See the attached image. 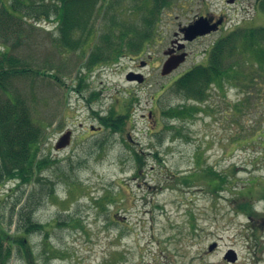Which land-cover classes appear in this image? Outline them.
Masks as SVG:
<instances>
[{
  "label": "rangeland",
  "instance_id": "1",
  "mask_svg": "<svg viewBox=\"0 0 264 264\" xmlns=\"http://www.w3.org/2000/svg\"><path fill=\"white\" fill-rule=\"evenodd\" d=\"M243 1L230 7L224 0H176L159 15L142 51L120 44L124 56L112 60L115 47L105 50L111 61L93 68L87 62L107 46L110 19L144 28L131 0L101 1L114 6L113 15L95 22L87 44L75 51L56 44V24L34 16L7 40L0 29V53L42 74L18 77L13 87L44 120L38 158L56 161L43 172L53 192L34 214L46 233L27 236L33 264H231L224 258L229 250L238 256L232 264H264V86L248 101L229 85L213 87L203 103L172 91L185 72L207 64L216 40L239 27H264L262 4L246 8L253 1ZM206 11L225 12L226 30L188 44L185 63L163 76L164 52L179 24ZM133 74L140 78L129 80ZM184 106L200 109L185 118L168 114ZM112 111L128 116L122 133L98 119ZM69 130L71 144L57 151ZM135 152L145 162L140 173ZM39 186H0V222L10 235H25L21 207ZM245 202L253 214L240 210ZM46 237L55 251L44 245ZM9 264H27L16 245Z\"/></svg>",
  "mask_w": 264,
  "mask_h": 264
},
{
  "label": "trees",
  "instance_id": "2",
  "mask_svg": "<svg viewBox=\"0 0 264 264\" xmlns=\"http://www.w3.org/2000/svg\"><path fill=\"white\" fill-rule=\"evenodd\" d=\"M101 1L103 0H0V29L6 30L7 36L4 38L7 40L11 35L17 34L15 29L23 22L27 24L28 19L34 16L56 24L59 34L56 44L61 49L75 51L87 44L94 33L95 22L113 15L114 6H107L108 2L99 5ZM131 1L134 3L131 12H136L139 16L143 14L141 25L144 28L138 30L126 21L110 19L112 24L108 35L103 37L107 46L102 47L100 52L91 54L87 62L88 68L110 60L105 50L113 47L112 56H116L112 60L124 56L120 44H124L125 51H142L152 38L159 15L176 0ZM261 9L264 10V3ZM86 32L85 40L74 39L75 35H84ZM111 38L119 39V43L114 44ZM0 54V186L7 182H17L20 185L40 184L21 207V215L25 221L22 232L25 235H10L0 222V264H9L13 257V245L18 246L27 264H33V252L29 248L27 236L36 232L46 233V226L36 222L34 214L39 203L53 192L54 188L49 186L53 185V181L44 176L43 172L56 161L38 158L45 136L44 120L35 114L28 96L13 87L18 77L28 78L30 75L42 74L32 71L9 52ZM48 76L60 81L58 77H46ZM259 84L264 86V27H239L216 40L209 51L207 64L195 65L185 72L174 82L172 91L182 95L185 100L203 103L213 87L224 89L225 85H229L239 88L244 93L245 101H248L254 98ZM194 107L171 108L168 114L172 118H185L189 111L197 112L200 109ZM97 116L104 128L119 133L124 131L128 120L127 115H118L113 111L105 116L97 113ZM135 157L138 161L137 172L140 173L145 162L137 152ZM209 171V174L216 176L213 170ZM184 182L190 184L192 181L191 178H185ZM243 198L246 199L247 195H243ZM240 210L248 215L255 212L249 202L242 203ZM44 245L50 251H55L49 245L48 237L45 238ZM43 254L46 255V252L43 251Z\"/></svg>",
  "mask_w": 264,
  "mask_h": 264
},
{
  "label": "water",
  "instance_id": "3",
  "mask_svg": "<svg viewBox=\"0 0 264 264\" xmlns=\"http://www.w3.org/2000/svg\"><path fill=\"white\" fill-rule=\"evenodd\" d=\"M218 25H210L209 21L206 18H200L196 20L191 25L182 28L181 32L184 33L185 41H194L199 37H204L212 32L217 31ZM185 47V45L181 44L180 50H182ZM168 55V53H167ZM187 57V53H182L176 58H169L163 67L162 75L167 76L170 75L173 71H175L182 63L185 62ZM128 76L129 80H133V77H136V79L140 78V76ZM72 134L73 132L71 130L67 131L59 140V142L56 145V150L60 151L65 149L71 144L72 140ZM217 247V244L214 243L210 246L209 250L213 251ZM225 260L229 263H236L238 261L237 253L234 250H229L225 255Z\"/></svg>",
  "mask_w": 264,
  "mask_h": 264
},
{
  "label": "flooded vegetation",
  "instance_id": "4",
  "mask_svg": "<svg viewBox=\"0 0 264 264\" xmlns=\"http://www.w3.org/2000/svg\"><path fill=\"white\" fill-rule=\"evenodd\" d=\"M251 1H253V3L249 2L246 8H248L249 6H252L256 9V8H259V6L264 2V0H251ZM243 2H244L243 0H224V3L230 7L236 6L238 4H242ZM202 17L206 18L209 21L210 25H218L217 33H224V31L226 30V24H227L226 13L223 11L221 13L206 11V12L196 16L194 18V20L190 21L187 24V26L194 23L198 18H202ZM183 27H186V26H182L181 24H179V31L175 32L173 34V38L170 41V46L168 47V50L166 52H164V54L169 53V56L166 58H169V57L170 58H176L181 53L186 51L188 44L192 43V42L183 43L185 41L184 40V33L181 32V29ZM199 39H201V38H199ZM199 39H197V40H199ZM197 40H195V41H197ZM181 44H185V49H183V50L179 49Z\"/></svg>",
  "mask_w": 264,
  "mask_h": 264
}]
</instances>
